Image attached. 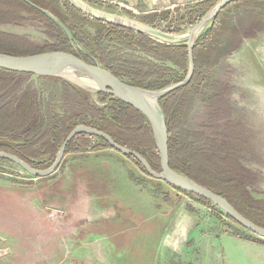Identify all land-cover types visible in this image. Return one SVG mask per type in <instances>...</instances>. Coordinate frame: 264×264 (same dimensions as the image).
<instances>
[{
    "label": "rangeland",
    "instance_id": "obj_1",
    "mask_svg": "<svg viewBox=\"0 0 264 264\" xmlns=\"http://www.w3.org/2000/svg\"><path fill=\"white\" fill-rule=\"evenodd\" d=\"M23 1L0 0L1 53L30 55L55 44L57 32L29 5L53 14L50 10L55 7L66 11L67 1L82 11L73 0H35L45 7ZM82 1L108 18L160 19L163 24L155 28L172 33L185 6L201 0ZM212 1L204 15L219 0ZM229 13L231 25L240 27L250 11L232 3ZM195 24L172 34L188 33ZM88 32L94 33L92 28ZM71 45L84 50L74 40ZM222 51L221 61L206 72L202 93H193L187 100L183 134L196 145L231 142L239 163L251 174L247 188L254 197L264 199V32L243 39L236 50L224 43ZM188 69L189 64L185 76ZM88 91L93 103L106 105L98 101L97 92ZM215 92L226 100L219 120L209 109ZM33 95L49 100L53 112H60L62 87L56 79L32 75L20 85L17 79L0 74V114L24 110ZM80 153L65 155L60 169L47 179H37L15 163L0 160V264H264V239L260 242L254 233L199 203L196 195L145 174L113 149ZM179 222L189 227L190 235L186 230L176 232ZM224 232L235 241L227 243L234 259L219 254ZM251 239L258 244L248 246Z\"/></svg>",
    "mask_w": 264,
    "mask_h": 264
},
{
    "label": "trees",
    "instance_id": "obj_2",
    "mask_svg": "<svg viewBox=\"0 0 264 264\" xmlns=\"http://www.w3.org/2000/svg\"><path fill=\"white\" fill-rule=\"evenodd\" d=\"M30 1L42 6L35 0ZM23 3L27 4L25 1ZM232 3L250 11L248 18L240 27L231 25L229 6ZM212 4V0H201L193 6H185L186 10L179 18V24L171 32H179L182 26H191L200 21ZM66 6V11L56 7L50 11L68 27L74 42L84 50L73 48L71 41L60 27L29 5L31 11L43 17L51 29L57 32L54 36L55 44L46 51L69 52L90 63L97 60L120 79L150 90L160 89L183 80L188 68V52L185 43L174 45L159 42L141 32L87 15L67 1ZM140 20L154 27L163 24L160 19L153 21L146 16L140 17ZM90 28L94 31L93 35L88 32ZM260 32H264V0H233L226 4L194 41L192 47L194 68L189 81L184 86L160 97L158 103L164 113L168 131L170 168L221 195L240 214L264 227V199L254 197L247 188V184L251 181V174L239 163L237 150L233 144L223 140L222 143H214L211 146L196 145L195 140L185 136L182 130L187 100L193 93L196 95L202 93L207 83V70L214 63H219L225 55L222 45L229 43L231 49H239L243 39L254 38ZM174 68L182 73L179 74ZM0 74L17 79L20 85L33 75L1 68ZM49 77L56 79L62 87L60 112H53V106L49 100L33 95L24 110L13 111L8 115L0 114V151L16 155L31 167L45 169L55 160L69 132L82 124L96 128L108 134L118 144L138 152L153 170L161 173L159 152L152 139L149 123L143 114L119 99L97 92L98 101L106 103L100 107L93 103L88 90L59 77ZM209 102L211 113L218 120L221 119L224 114L221 107H226L225 98L220 92H215ZM101 149L113 148L100 136L80 132L67 143L64 156L69 153ZM124 156L135 162L142 172L149 175L135 157ZM0 160L10 162L3 158ZM51 176L52 174L37 177V179H47ZM197 198L199 203L223 214L238 225L209 200L199 196ZM190 209L194 211L193 208ZM258 240L263 241L259 237Z\"/></svg>",
    "mask_w": 264,
    "mask_h": 264
},
{
    "label": "water",
    "instance_id": "obj_3",
    "mask_svg": "<svg viewBox=\"0 0 264 264\" xmlns=\"http://www.w3.org/2000/svg\"><path fill=\"white\" fill-rule=\"evenodd\" d=\"M25 1L29 2L28 0ZM73 1L81 7L83 12L90 14L91 16L105 20L109 23L124 26L134 31L141 32L159 42L176 45V44H181L185 41L187 45L188 64H189L188 73L185 76V78L182 81H179L174 84H170L164 88L158 90H149L146 88L132 85L120 79L119 77L112 74L109 70L101 66L96 61L94 63H90L80 57H77L72 53L65 51H46V52H39L35 54L22 55V56L0 52V68L15 72L31 73L33 75H38V76L55 75L83 89L90 90L89 87L76 84L71 80L65 78L61 74L63 70L72 69L73 72L89 78L94 83L93 90L95 92L106 93L111 97L119 99L123 103L134 107L136 110H138L141 114H143L146 117L149 123V126L153 134L154 142L159 152L161 173L153 170L150 164L147 162V160L138 152L118 144L108 134L96 128L82 124L77 125L74 129H72L69 132V134L62 142L56 154L55 160L48 168L36 169L34 167H31L25 161L18 158L16 155L5 151H0V158L15 163L20 168H22L23 170H25L27 173L31 174L34 177H46L48 175L53 174L59 168L64 157V151L67 143L78 133L87 132L104 138L112 146V148L118 151L119 153L123 155H132L133 157H135L144 166L147 173L151 177L165 181L168 184L172 185L173 187L178 188L187 193H192L194 195L209 200L214 206L218 207L221 211H223L224 214L229 216L238 225L254 233L261 239H264V227L255 224L254 222H252L251 220L240 214L221 195L194 182L185 175L171 169L169 166L168 147H167L168 131L166 127L165 116L158 103V99L166 95L170 91L179 88L181 86H184L189 81L193 71L192 47L194 44V40L189 41L187 37V33L185 34L168 33L160 29H157L151 25L132 19H127L124 17L110 15L113 17V19L108 18L104 16L102 12L98 13L96 11L95 12L91 11L90 7L88 9L82 7V2H83L82 0L79 1L73 0ZM231 1L232 0H219L212 8V10L209 11L207 14H205L200 19V21L194 25L192 29L196 27L204 26L207 22L212 21V19L215 17L218 11ZM32 5L36 7L39 11L47 15L50 19H52L59 27H61L65 31L68 39L71 42H73V35L71 34L70 30L63 24V22H61L60 19H58L56 16H54L47 10H44L34 4Z\"/></svg>",
    "mask_w": 264,
    "mask_h": 264
},
{
    "label": "crops",
    "instance_id": "obj_4",
    "mask_svg": "<svg viewBox=\"0 0 264 264\" xmlns=\"http://www.w3.org/2000/svg\"><path fill=\"white\" fill-rule=\"evenodd\" d=\"M250 51H253V53L256 51V50H254L253 48L250 50ZM103 150H107V149H101V150H98V151H91V152H85V154H98V152H101V151H103ZM80 154H82V153H80ZM182 223H183V221H182ZM178 229L176 230V232L178 233V232H182L183 234H184V232H185V230H186V232H187V235H190V229H189V227H187L186 225V227L184 226V225H182L181 224V222H179L178 224ZM180 230V231H179ZM246 234V233H245ZM201 235V234H200ZM202 236V235H201ZM220 238L222 239V242H221V252L219 253L220 255H224L226 258H229V259H234L235 257H234V252H230L229 251V246H227V243H230L231 241H233L234 243H235V241L231 238V236H230V234H228L227 232H224V233H222L221 234V236H220ZM244 243V242H243ZM248 244V246H255L256 244H258L257 243V241L256 240H254V239H251L250 241H249V243H247ZM239 246H241V245H239ZM243 247V246H242ZM211 245H209L208 246V248H207V250L208 251H210L211 250Z\"/></svg>",
    "mask_w": 264,
    "mask_h": 264
},
{
    "label": "bare ground",
    "instance_id": "obj_5",
    "mask_svg": "<svg viewBox=\"0 0 264 264\" xmlns=\"http://www.w3.org/2000/svg\"><path fill=\"white\" fill-rule=\"evenodd\" d=\"M79 1V0H78ZM82 7L87 8L86 6H84V4L82 3ZM88 9V8H87ZM112 18L113 17H109ZM204 26H200V27H196L194 29H191L188 33H187V37L189 41H193L195 39V37L200 33V31L202 30ZM61 74L71 80L72 82L79 84L81 86H85V87H89L90 90H93L94 87V83L87 77L81 76L75 72H73L72 69H66L63 70L61 72Z\"/></svg>",
    "mask_w": 264,
    "mask_h": 264
}]
</instances>
